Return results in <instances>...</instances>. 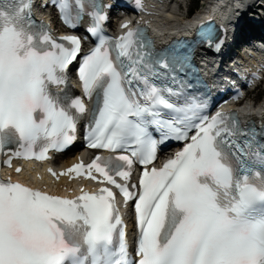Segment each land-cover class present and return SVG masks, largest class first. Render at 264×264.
I'll list each match as a JSON object with an SVG mask.
<instances>
[{"label": "snow or ice", "instance_id": "1", "mask_svg": "<svg viewBox=\"0 0 264 264\" xmlns=\"http://www.w3.org/2000/svg\"><path fill=\"white\" fill-rule=\"evenodd\" d=\"M53 4L72 29L87 15L95 46L81 57V38H54L33 19L32 0H0V155L10 153V166L70 146L91 100L88 147L110 154L59 175L98 173L134 202L137 234L130 246L112 188L66 198L9 179L0 181V264H264V128L241 126L234 112L206 115L183 80L179 89L163 83L192 69L194 46H212L216 29L202 25L194 40L158 50L139 25L105 33L114 5ZM77 61L83 98L68 84ZM168 139L183 147L149 167Z\"/></svg>", "mask_w": 264, "mask_h": 264}, {"label": "bare ground", "instance_id": "2", "mask_svg": "<svg viewBox=\"0 0 264 264\" xmlns=\"http://www.w3.org/2000/svg\"><path fill=\"white\" fill-rule=\"evenodd\" d=\"M161 1H162V0H161ZM212 8L215 9L216 7H212ZM225 8H226L227 10L229 9V8H227V7H225ZM227 10H225V12H224V14L226 15V17H227ZM215 11H216V10H214L213 12L215 13ZM172 18H173V17H172ZM227 20H228V19H227ZM227 20H226V21H227ZM161 23H164V22L162 21ZM168 24H176V20H172V21L168 22ZM259 56H260V55H259ZM262 56H264V54H262ZM215 69L218 70L219 68L216 67ZM66 158H67V157H66ZM64 159H65V158H64Z\"/></svg>", "mask_w": 264, "mask_h": 264}, {"label": "rangeland", "instance_id": "3", "mask_svg": "<svg viewBox=\"0 0 264 264\" xmlns=\"http://www.w3.org/2000/svg\"><path fill=\"white\" fill-rule=\"evenodd\" d=\"M261 89H263V88L261 87V88H260V90H261ZM254 95H255V94H254ZM254 95H253V96H251V98H253V97H254Z\"/></svg>", "mask_w": 264, "mask_h": 264}]
</instances>
